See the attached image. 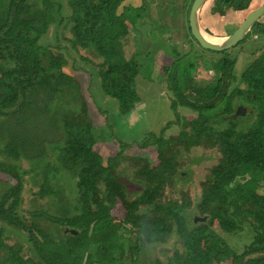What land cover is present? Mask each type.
<instances>
[{
  "label": "trees",
  "instance_id": "obj_1",
  "mask_svg": "<svg viewBox=\"0 0 264 264\" xmlns=\"http://www.w3.org/2000/svg\"><path fill=\"white\" fill-rule=\"evenodd\" d=\"M129 1L66 0L68 16L54 0H0V175L15 181L11 186L0 182V264H134L148 248L166 246L173 236L181 250L169 257L171 264H264V51L238 84L232 55L220 59L215 81L207 86H197L190 75L179 72L180 56L174 60L166 73L172 108L181 116L175 124L181 129L169 135L173 129L168 124L144 141L156 148L158 165L137 169L133 161L140 159L126 155L130 145L123 142L107 163L96 150L100 143L120 140L102 138L92 124L83 78L66 71L68 51L96 69L103 92L119 103L123 116L134 113L143 63L128 59L125 49L132 46V12H145L147 0L138 9L125 6ZM194 1L187 26L198 44L189 27ZM213 4L221 16L232 10L248 15L264 0ZM55 28L69 47L43 45ZM254 30L264 36V24ZM249 106L252 112L242 113ZM198 147L212 151L217 164L200 194L190 199L175 190L179 180L188 182L181 179L186 173L178 164L186 154L182 148ZM23 162L42 170L23 175ZM38 174L43 181L36 186ZM27 178L36 186L32 195L47 203L55 218L43 215L35 204L33 217L26 219ZM59 178L62 185L56 183ZM69 182L73 186L64 185ZM67 189L75 201L69 200ZM42 220L50 221L51 228L41 225ZM38 228L50 239L45 247L36 245ZM9 232L28 234L40 260L23 255L21 246H8ZM234 244L244 245L243 251Z\"/></svg>",
  "mask_w": 264,
  "mask_h": 264
},
{
  "label": "rangeland",
  "instance_id": "obj_2",
  "mask_svg": "<svg viewBox=\"0 0 264 264\" xmlns=\"http://www.w3.org/2000/svg\"><path fill=\"white\" fill-rule=\"evenodd\" d=\"M64 7V14L70 15L71 10L67 5L66 0H54ZM162 1V2H161ZM192 0H179L172 8L169 7L171 0H151L146 1V13L142 11L132 12L135 23L130 27L131 45H127L126 53L128 59L141 58L143 63L142 75L137 81V90L140 97V104L138 109L130 116H123L120 110L119 103L103 92L99 76L96 69L89 64V61L84 59L83 56L79 57L75 51L71 50L68 53L70 64L67 66L66 71L70 74H76L83 78L81 86L86 94L87 110L89 111L91 122L95 127L99 129V135L104 139L107 137L116 136L118 140H108L106 143H100L96 146V150L107 159L115 156L121 149V142L126 145H130V149L126 152V155L138 157L140 160L133 161V165L142 170L141 167L150 164L152 166L158 165V154L156 148L150 145V141L146 140V136L149 133L159 134L164 130V127L170 124L173 129L169 132V135L177 134L173 133L180 131V126L175 123L179 120L180 113L177 109L172 108L171 99L172 93L169 91L168 76L166 70L171 67L174 60L179 56L181 57L178 63L180 73L189 76L194 80V84L197 86H207L208 83L215 81L211 80L216 77V67L221 58L227 55H232L236 60V66L234 70L233 81L235 84L241 82L242 76L251 62L264 51V37L260 35L256 30L245 40V42L227 52V54L209 53L200 48L198 44L194 42L189 34L187 26V13ZM215 0L209 2V6L206 10L201 12V24L203 29L213 32V36L224 37L233 34L243 24L247 15H241L238 12L230 11L225 16H219L218 12L212 10ZM187 5H184V3ZM143 0H130L125 6H132L135 9L141 8ZM140 16V17H139ZM221 17V18H220ZM264 24L263 21L260 22ZM209 33L208 31H206ZM215 33V34H214ZM61 30L52 29L51 33L47 35L43 45L46 47L55 48L58 45L61 47H69V42L60 36ZM212 35L211 33H209ZM228 34V35H227ZM134 38V39H133ZM131 46V48H130ZM72 57L75 58L72 59ZM179 57V58H180ZM74 61V62H73ZM81 68V69H80ZM166 68V69H165ZM218 78V77H217ZM90 107V108H89ZM254 107L242 108V113L252 112ZM177 110V111H176ZM104 115H103V114ZM248 117V116H247ZM188 119H195L194 116H188ZM104 129V131L102 130ZM141 145H144L142 148ZM182 150L186 153L184 158L178 164L179 167L184 166V175L181 179H187V184H184L182 180H179V187L175 190L186 195L190 199L196 198V195L200 194L201 185L206 183L209 170L217 164V160L211 154L212 151L198 147L194 150L187 151L184 148ZM204 152V154H203ZM209 159V160H208ZM13 161L9 160V164ZM29 163H20L21 173L25 175V172L33 171L39 172L40 168L36 165H28ZM181 169V168H180ZM193 171V172H191ZM44 173V172H43ZM42 173V175H43ZM61 178V177H60ZM56 183L63 184L64 180L60 179ZM26 179L27 190L23 194L24 203L22 209L29 213L26 215V219L33 217L31 211L34 210L35 204L40 206L39 211H43V215L53 219L56 213L48 211L47 203L44 205L41 201L32 195V191L36 188L37 184L42 182L43 179L40 174L36 175L35 183L31 185V181ZM8 182V184L14 185L15 181L5 175H0V182ZM70 184L71 182L64 183ZM67 188L69 185H66ZM6 187H3L4 189ZM131 190H137L134 186ZM130 190V191H131ZM66 192L71 197L69 200L75 201L71 195V189H67ZM132 192V191H131ZM264 193V190L263 192ZM182 196V195H180ZM179 196V197H180ZM130 199L135 197L130 195ZM40 204V205H39ZM39 208V207H38ZM23 211V212H24ZM31 213V214H30ZM123 214V211H122ZM118 212V218L123 215ZM197 216H193L192 220ZM34 220V219H33ZM36 222V221H35ZM41 225L47 228H51L50 221L42 220ZM15 231V230H14ZM21 233V234H20ZM9 232L6 236L7 245L10 247L21 246L24 248L23 255H32V257L40 260L35 253L33 242L29 241L28 234L23 232ZM36 239L41 247H45L50 241L46 237L43 230L38 228L35 230ZM250 236V233H249ZM246 238V235L244 234ZM249 240V239H248ZM234 242H237L235 239ZM236 249L243 251L244 245L239 247V244H234ZM177 250H181L180 241L177 236L169 241L166 246H160L158 248H148L145 254L137 256V260L134 264H157L156 261H161V264H171L169 257H171ZM2 256V255H1ZM133 262V260L126 261Z\"/></svg>",
  "mask_w": 264,
  "mask_h": 264
},
{
  "label": "water",
  "instance_id": "obj_3",
  "mask_svg": "<svg viewBox=\"0 0 264 264\" xmlns=\"http://www.w3.org/2000/svg\"><path fill=\"white\" fill-rule=\"evenodd\" d=\"M209 1L210 0H195L189 14L191 34L200 48L205 51L216 54L231 51L250 36L255 25L264 17L263 5L251 12L239 29L233 34L224 37L213 36L207 33L201 24V12ZM123 184L129 189L134 187V185L128 181H123Z\"/></svg>",
  "mask_w": 264,
  "mask_h": 264
},
{
  "label": "flooded vegetation",
  "instance_id": "obj_4",
  "mask_svg": "<svg viewBox=\"0 0 264 264\" xmlns=\"http://www.w3.org/2000/svg\"><path fill=\"white\" fill-rule=\"evenodd\" d=\"M208 3H209V2H208ZM207 5H208V4H207ZM207 5H206V6H207ZM260 7H261V6H260ZM258 8H259V7H258ZM256 9H257V8H256ZM256 9H255V10H256ZM229 12H230V11H229ZM252 12H253V11H252ZM250 13H251V12H250ZM250 13H249V14H250ZM218 14H219V16H221V13H218ZM249 14L247 15V17L249 16ZM247 17H246V18H247ZM220 18H221V17H220ZM263 18H264V17H263ZM263 18H262L258 23L262 22V21H263ZM201 20H202V18H201ZM244 21H245V20H244ZM258 23H257V24H258ZM257 24L255 25V27L257 26ZM255 27H254V28H255ZM254 28H253V31H254ZM253 31H252V33H253ZM252 33H251V34H252ZM251 34H250V35H251ZM227 35H228V34H227ZM263 37H264V36H263Z\"/></svg>",
  "mask_w": 264,
  "mask_h": 264
}]
</instances>
